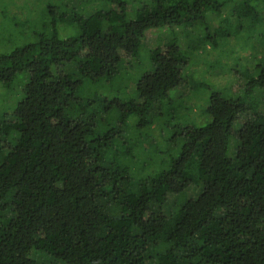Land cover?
Listing matches in <instances>:
<instances>
[{
    "label": "trees",
    "instance_id": "16d2710c",
    "mask_svg": "<svg viewBox=\"0 0 264 264\" xmlns=\"http://www.w3.org/2000/svg\"><path fill=\"white\" fill-rule=\"evenodd\" d=\"M39 2L34 40L0 53V264H264V56L233 72L245 91L211 92L209 121L172 125L187 52L232 36L253 50L264 0ZM140 53L150 69L118 93Z\"/></svg>",
    "mask_w": 264,
    "mask_h": 264
},
{
    "label": "rangeland",
    "instance_id": "374dc122",
    "mask_svg": "<svg viewBox=\"0 0 264 264\" xmlns=\"http://www.w3.org/2000/svg\"><path fill=\"white\" fill-rule=\"evenodd\" d=\"M64 1L67 4L72 5V7H77L80 4V0ZM41 5L42 3H40L39 0H0V53L9 52L19 45L34 40L35 34L33 27L37 25L39 26L44 17V14H41ZM131 7H134V4L130 5V8ZM259 16L264 22V5L260 10ZM47 17L49 18V16ZM221 18L212 13L208 16L210 31L213 35L221 24ZM232 20L235 22L237 18L233 17ZM33 22L37 25H31ZM60 24L61 35L66 36L73 33V28L71 26L65 27ZM41 28L42 27L39 29ZM192 31L194 30L192 29ZM263 31L264 25H261L260 27L258 26V28L256 27L255 36L254 30L250 31L252 36L245 35V37L250 36L251 43L255 46L253 50L247 53L246 49L250 48V45H247V39L245 38V40H243L242 36L241 38L232 36L224 42H221L216 49L209 44L205 51L202 49L200 52L195 51L194 53L188 51L187 49L189 39L191 40V37L185 36L181 38L179 44L184 52L188 51L187 54L191 60L183 66V77L184 82L186 83L177 87L173 91V96L176 99L183 98L176 105L177 108H179L178 106L181 107L183 114H180L179 116L175 115L172 125L186 120H191L195 123L198 122L197 124L209 121L211 118L206 114L205 109L208 105L211 92L214 90H221L227 96L230 95L227 88H231L235 92L245 91L247 85L246 76L237 74L235 77L233 76V72L235 70H243V68L247 67V65L253 69L254 64L258 61V58L264 56ZM166 41L167 31L159 29H151L147 32L144 39L147 47L151 49L157 47L158 45L164 46ZM129 56L130 55L125 56L126 59L123 70H120L121 68L119 67L118 75L113 82H111L113 85L112 88L116 89V91L120 94L124 92L122 91L121 86H125L128 80L129 90L133 91L136 79L143 72L150 69L149 66L151 65V62L147 60V57L143 53L136 55L133 58L134 60H128ZM19 85L20 83H18L15 87V90L13 87L11 91L20 89ZM108 86L109 85H107V87ZM224 87H226V89H224ZM102 88L100 90H102ZM93 89V87L87 88L88 91ZM104 92L109 91L106 89ZM261 108L264 109V104L261 105ZM251 115L252 111H249L239 117V123H237L236 127L238 128L240 124ZM146 130L153 135L156 139L155 141L160 144L164 143V139L168 138L170 132L165 130L162 134H160L159 127L157 126L148 127ZM128 134L130 137H135L133 129H130ZM199 191L200 188L198 186H192L189 189V194L196 196ZM173 199L174 196H170V200ZM170 207V203L168 202L165 208L169 211Z\"/></svg>",
    "mask_w": 264,
    "mask_h": 264
}]
</instances>
